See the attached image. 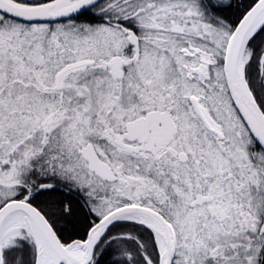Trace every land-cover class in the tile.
<instances>
[{"label": "snow or ice", "instance_id": "6c2138e0", "mask_svg": "<svg viewBox=\"0 0 264 264\" xmlns=\"http://www.w3.org/2000/svg\"><path fill=\"white\" fill-rule=\"evenodd\" d=\"M0 264H264V0H0Z\"/></svg>", "mask_w": 264, "mask_h": 264}]
</instances>
